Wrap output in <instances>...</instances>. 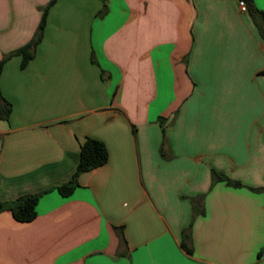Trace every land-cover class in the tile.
Listing matches in <instances>:
<instances>
[{"label":"crops","instance_id":"crops-1","mask_svg":"<svg viewBox=\"0 0 264 264\" xmlns=\"http://www.w3.org/2000/svg\"><path fill=\"white\" fill-rule=\"evenodd\" d=\"M51 1L0 0V62ZM238 2L56 0L0 75V203L44 193L0 211V264H264V41ZM87 138L108 162L64 197Z\"/></svg>","mask_w":264,"mask_h":264},{"label":"trees","instance_id":"trees-1","mask_svg":"<svg viewBox=\"0 0 264 264\" xmlns=\"http://www.w3.org/2000/svg\"><path fill=\"white\" fill-rule=\"evenodd\" d=\"M243 1H245L247 5V12L253 19L259 31V34L264 41V12L258 10L255 7L253 0H243ZM55 2L56 0H52L47 6V8L44 10V14L41 23L39 25L37 35L33 39V41L29 43L27 46L10 54V56L13 55L22 56L23 68L26 67V65L34 58V50L36 46L41 42L43 37L48 9L52 7L55 4ZM10 56L6 57V59L0 62V75L2 73V69L5 62ZM0 105L2 106L0 109V117H8L11 112V106L8 102H6V100H4V98L1 95V92H0ZM108 158H109L108 150L104 143L96 139L87 138L86 141L81 146L79 163L72 178L68 182L62 184L61 186H58L56 189L62 196L64 197L70 196L79 186L78 184L79 176L83 173L90 172L94 169H97L105 165L108 162ZM213 178H214V183L224 181L226 182L227 185L231 187H237V188L243 187L241 183L232 181L215 170L213 171ZM43 194L44 193L24 195L16 200L0 203V211H10L14 219L18 222H22V223L31 222L37 216L36 207ZM200 213H202V211ZM188 233H189L188 230L183 231L182 233L183 240L181 245L186 252L191 253V250L187 247L186 244V240L189 237Z\"/></svg>","mask_w":264,"mask_h":264},{"label":"built area","instance_id":"built-area-1","mask_svg":"<svg viewBox=\"0 0 264 264\" xmlns=\"http://www.w3.org/2000/svg\"><path fill=\"white\" fill-rule=\"evenodd\" d=\"M238 5H239L241 12H247V5H246L245 1L239 0Z\"/></svg>","mask_w":264,"mask_h":264}]
</instances>
